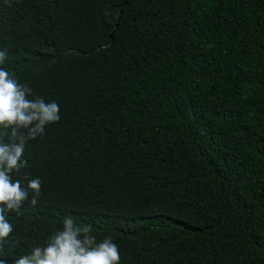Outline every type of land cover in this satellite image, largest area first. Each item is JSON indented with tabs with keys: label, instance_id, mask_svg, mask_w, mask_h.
Masks as SVG:
<instances>
[{
	"label": "trees",
	"instance_id": "obj_1",
	"mask_svg": "<svg viewBox=\"0 0 264 264\" xmlns=\"http://www.w3.org/2000/svg\"><path fill=\"white\" fill-rule=\"evenodd\" d=\"M5 48L60 107L25 147L41 194L7 214L9 264L66 216L120 264H264V0H0Z\"/></svg>",
	"mask_w": 264,
	"mask_h": 264
},
{
	"label": "clouds",
	"instance_id": "obj_2",
	"mask_svg": "<svg viewBox=\"0 0 264 264\" xmlns=\"http://www.w3.org/2000/svg\"><path fill=\"white\" fill-rule=\"evenodd\" d=\"M7 59L8 50H0V254L14 231L7 214L28 200L30 192L33 205L41 194L42 179L30 178L22 171L27 165L23 159L27 141L42 136L46 125L60 120L58 103L45 102L31 87L19 83L14 73L3 67ZM13 175L20 179L14 180ZM92 231L91 224L78 225L66 216L63 228L45 245L33 247L12 264H120L119 246L112 237L97 242ZM18 243L13 241L12 246ZM0 257V264H9L7 257Z\"/></svg>",
	"mask_w": 264,
	"mask_h": 264
}]
</instances>
